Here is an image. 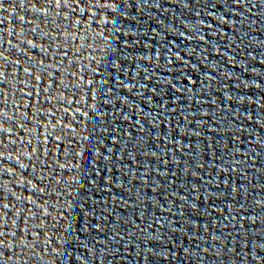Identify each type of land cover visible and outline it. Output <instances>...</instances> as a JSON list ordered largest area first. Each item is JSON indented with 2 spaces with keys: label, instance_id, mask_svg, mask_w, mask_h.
Segmentation results:
<instances>
[{
  "label": "snow or ice",
  "instance_id": "6c2138e0",
  "mask_svg": "<svg viewBox=\"0 0 264 264\" xmlns=\"http://www.w3.org/2000/svg\"><path fill=\"white\" fill-rule=\"evenodd\" d=\"M6 2H7V0H0V10H6V9H4V4ZM116 2H117V0H32V5L35 8V11L37 13L42 14L44 17H48L49 12H54L57 17L61 16V14H63V19H69L70 17H80L81 14L87 12L88 15L86 18H84V20H87L90 23H93V20H95L96 23L100 22V23H103L104 25H106L108 22H107V20L103 19V15H102V14H104V9L115 8ZM20 3L22 6H24V4H25L24 0H20ZM50 9H52V11H50ZM77 9H79V11H77ZM97 9L99 10V12L96 11ZM24 19H25L24 16L20 17V20H24ZM45 21L51 22V21H48V19H45ZM45 21H42V22H45ZM2 23H3V21H0V24H2ZM72 23L80 24L81 20L78 18L75 21H73ZM113 23H114V21H113ZM71 27H72V24H70L68 27H66L64 29V31L70 32ZM32 31L35 32V31H37V29L33 28ZM113 31L120 32V29L114 28ZM0 33H3V29H0ZM9 33L10 34L12 33L11 29H9ZM44 35L48 36L49 34L44 33ZM98 35H100L105 40L106 47L108 48V50H111L113 45H112L111 41H109L108 37L104 36L103 33H98ZM57 37H59L57 35V30L54 29L53 30V43L56 42ZM0 43H2L4 45H5V43L7 44V47H4V49L2 51H0V62H2V63H0V68L3 67L5 61L9 62L11 65H16V66L20 65V59L19 58L15 59L14 61H9V55L8 54L5 55V52L10 53V51H11L10 49H16V50H18V52H24L25 54H27L32 47H36V45H34L31 40H28L27 41V46H28L27 49L20 48V44L19 43L13 44L11 39H8L7 41H3L2 35H0ZM63 55H64V57H67L68 53L64 52ZM29 59H31V57H29ZM39 64L41 66V72L43 73V78L47 79L49 81V84H48V87H45L41 90H38L36 92L37 96L40 95V91L47 93L49 91V88L54 87V86L58 87V85L55 84L52 73L45 70L43 59L39 60ZM23 71L25 73H28L29 79H31V73L29 72V69L24 68ZM3 75H4V73L0 72V76H3ZM35 79H36V81H41L42 76H41L40 72L37 73ZM88 84L91 85L92 81L89 80ZM37 88H39V85H37ZM21 91H23V89H21ZM108 91L111 92L112 91L111 88H109ZM2 92H3L2 89H0V93H2ZM30 94H31V90L29 93H26V95H30ZM95 95L96 94L93 93V96H95ZM47 99L49 101H51L55 98L52 96H48ZM60 100H61V102H67L69 104H71L73 102V101H66L65 98H63V97H60ZM106 103L107 102L105 101V104ZM41 106H43V105H41ZM67 111H68V109H65V113H67ZM77 111H79V109H77ZM99 114L101 116L104 115L102 110L100 111ZM50 115H54V114H50ZM83 115L87 116L88 114L83 113ZM34 118H35V114H34ZM92 118L96 119L95 113H93ZM8 119H12V118L9 117ZM57 123H59V121ZM38 125H39V122H37V125L33 126V131H35V129ZM62 127L68 129L69 131H75V129L71 127V122H69L68 124L62 125ZM3 132H4V130L0 129V133H3ZM45 139L47 140L49 138L46 137ZM59 139L60 138L57 137V140H59ZM83 139L87 140L88 137H83ZM27 145L28 144H26L25 147H27ZM69 145H71V141H69ZM0 146L6 148L7 144L2 139H0ZM53 147L62 148V151H68L67 146L62 147L60 144H55V145H53ZM36 151H37V149H35V148L32 149V153H35ZM29 155L31 156V153ZM73 155L76 157H79V156H83L84 154L83 153H73ZM3 156H4V152L0 151V157H3ZM85 163H88V161H85ZM79 166H80V161L78 160L77 164L73 165V168L78 169ZM32 167L36 168L35 163H33ZM60 167L63 168L64 165H60ZM44 175H46V173ZM44 175L38 176L37 179L40 181H43ZM72 179L74 181H76L75 177H73ZM28 183H29V185H31L32 189H34L35 191H37L41 194H44L47 190V188L45 186L40 187L38 184H34L32 181H28ZM57 183H59V182L57 181ZM65 183L67 184L68 182L65 181ZM68 186L71 187L72 185L69 184ZM48 187H51V183L48 184ZM13 195L16 196L17 201H19L21 199V197L17 196L15 193H13ZM48 195L51 197L53 195V193H49ZM59 198L60 197H57V199H59ZM23 199L26 201H31V205H33L36 209H38L40 207L38 205V201L36 199H34V196H32V195H28V196L24 197ZM43 202H44V205L48 204L47 199L43 200ZM71 203L72 202L69 201L70 206H71ZM10 207H13L15 209V213L13 215H15V217H17V218H21V220L25 222V225L27 224L28 219L32 218L33 216L35 218H37V215H38L39 220H41V221L46 218V215L45 216L41 215V211H44L46 213V209H41V210H38L37 212H34L32 207L25 209L22 207H18L16 205L10 206V204L8 202H5V199L3 198V196L0 195V262H3V264H12L13 257L11 255H8L6 257L3 250L8 249L9 251H11L13 249V242L11 240V237L17 236L16 228H12V227L10 228V236L6 235V233L4 231L5 225L8 223L4 218L5 217V211L4 210L9 209ZM62 215L63 214L61 213V216ZM16 224H17V219L13 218L11 220V225H16ZM27 231L30 232V234L33 238L32 243H29V244L24 243L25 229H20V236H19V239L17 242L19 243V245H21L23 247L32 248L33 244H35L40 233L38 231H32L31 229H28ZM45 243L46 244L49 243V238L45 239ZM52 251L57 252V249L53 248ZM16 264H19L18 259H17Z\"/></svg>",
  "mask_w": 264,
  "mask_h": 264
}]
</instances>
